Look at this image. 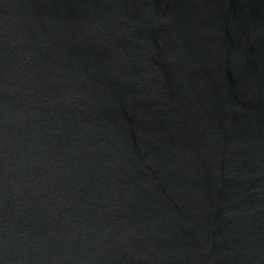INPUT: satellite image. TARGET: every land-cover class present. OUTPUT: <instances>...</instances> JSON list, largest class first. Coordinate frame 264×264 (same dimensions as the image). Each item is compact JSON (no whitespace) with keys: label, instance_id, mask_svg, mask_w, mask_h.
Returning <instances> with one entry per match:
<instances>
[{"label":"water","instance_id":"obj_1","mask_svg":"<svg viewBox=\"0 0 264 264\" xmlns=\"http://www.w3.org/2000/svg\"><path fill=\"white\" fill-rule=\"evenodd\" d=\"M0 264H264V0H0Z\"/></svg>","mask_w":264,"mask_h":264}]
</instances>
